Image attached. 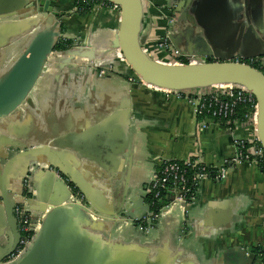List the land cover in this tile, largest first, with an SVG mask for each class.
I'll return each mask as SVG.
<instances>
[{
	"label": "crops",
	"instance_id": "1",
	"mask_svg": "<svg viewBox=\"0 0 264 264\" xmlns=\"http://www.w3.org/2000/svg\"><path fill=\"white\" fill-rule=\"evenodd\" d=\"M34 1L0 0V75L25 46L28 34L17 25L42 14ZM142 3L145 45L168 27L180 55L264 54V0ZM49 7L71 45L48 58L27 101L0 122V258L13 242L4 200L13 210L26 181L38 220L63 209L68 223L94 244L70 235L85 264L89 257L95 264H259L252 249L264 250V172L256 164H227L226 180L202 182L193 205L174 206L148 235L138 222L149 214L145 197L163 163L195 159L220 167L233 159L235 140L251 139L250 124L203 121L190 104L133 79L111 48L117 11L76 13L75 0H49ZM165 18L173 23L168 26ZM105 65L114 72L99 77ZM48 166L72 176L102 224L64 207L65 191Z\"/></svg>",
	"mask_w": 264,
	"mask_h": 264
},
{
	"label": "water",
	"instance_id": "2",
	"mask_svg": "<svg viewBox=\"0 0 264 264\" xmlns=\"http://www.w3.org/2000/svg\"><path fill=\"white\" fill-rule=\"evenodd\" d=\"M102 1L119 9V28L113 38L111 48L120 53L133 79L144 86L166 92H190L217 86L244 88L256 102V134L259 145L264 151V75L251 65L236 62L237 58L245 60L264 58V54L250 58L236 55L231 59H221L217 56L214 57L213 54H206L205 62L201 61L193 65L160 64L149 58L142 49L145 45V39L140 36L143 17L142 0ZM172 1L183 2L186 6L193 2V0ZM34 6L35 9L37 7L41 9L42 14L30 21L24 19L23 23L17 25V31L28 34V37L24 39L25 46L18 57L0 75V122L8 118L27 101L29 93L49 62L48 58L51 55H56L57 43L61 39L64 40L60 32V20L55 19L53 10L49 7V0H35ZM169 40L175 47L172 33L169 35ZM183 56L197 57L192 54ZM210 58H215V61L211 62ZM109 67L105 65L101 69ZM101 152L98 151V153ZM45 169L51 171V176L65 191V208L82 212L93 222L102 224L101 220L87 209L88 196L72 176L51 166ZM29 190L31 198L27 200L26 205L32 223L36 224L37 231L25 250L18 257L12 258L19 245L18 235L14 233L11 247L0 258V264H85L84 260L80 259L72 250L74 242L77 241H74L73 236L70 238V235L80 234L89 245L91 241L84 236L76 223L75 225L68 223L61 215L65 211L63 209H53L43 221L38 220L39 209L35 205L36 197L30 187ZM78 195L81 196L82 202L77 200ZM20 198L15 206L25 203L24 197ZM4 206L5 219L12 228L15 225L13 210L8 207L6 200H4ZM163 215L165 214L161 216ZM60 235H64V238H60ZM91 240L96 242L95 239ZM100 244L102 246V243ZM90 246H94V244ZM92 260V257H89L88 264H95Z\"/></svg>",
	"mask_w": 264,
	"mask_h": 264
},
{
	"label": "built area",
	"instance_id": "3",
	"mask_svg": "<svg viewBox=\"0 0 264 264\" xmlns=\"http://www.w3.org/2000/svg\"><path fill=\"white\" fill-rule=\"evenodd\" d=\"M106 7H110L117 12L119 11L118 7L113 5L96 6V9ZM165 21L168 26L173 23V19L171 18H165ZM170 34V28L167 27L161 38L142 48L143 52L152 60L165 65H193L201 61H206L202 58L178 54L173 49L174 47L169 40ZM236 62L251 65L264 75V58L250 59L246 62H243L241 59H236ZM112 70V67L100 69L97 71V74L99 77H104L111 73ZM146 87L185 101L193 107L194 114L203 121L209 120L217 123H230L231 118L236 114L237 106L246 105L252 112L246 116L245 120L253 129L251 139H237L233 142L235 147L233 159L220 167H208L195 159L184 162H165L159 167L158 171L152 176L148 194H152L156 201H160L161 195L165 193L168 201L155 213L150 210L152 203L150 205L147 204L149 214L141 217L138 222L142 231L148 235L162 214L168 213L177 205L184 208L193 205L197 200L198 188L202 182L206 180L216 182L226 180L227 164L240 166L243 163H253L259 167V163L264 161V151L259 145L256 134V102L254 97L244 88L217 86L190 92H166L150 86ZM29 191L28 194H30ZM27 200L29 198L24 197L25 203L22 205L18 204L15 209L16 215L21 218L22 238L12 258L18 257L25 250L37 231L36 224L31 222L32 218L26 205ZM77 200L82 202L81 196L78 195ZM258 263L262 264L260 257L258 258Z\"/></svg>",
	"mask_w": 264,
	"mask_h": 264
},
{
	"label": "trees",
	"instance_id": "4",
	"mask_svg": "<svg viewBox=\"0 0 264 264\" xmlns=\"http://www.w3.org/2000/svg\"><path fill=\"white\" fill-rule=\"evenodd\" d=\"M101 5H110L105 1L102 0H75V12L84 14V13H91L93 10H95L96 6H101ZM71 42L65 41V40H60L56 47L55 51H63L67 48H70ZM252 112V110L249 109L248 106L246 105H238L236 108V114L231 118L232 120L230 121V125L233 122H245V118L247 115H249ZM259 169L264 172V161L259 163ZM212 171V170H211ZM168 201L166 194L163 193L161 195V200L156 201L153 198L152 194H148L145 197V202L146 204L150 205L152 203V206H150L151 212H157L159 208H161L164 204H166ZM252 253L255 254V256H258L262 260V264H264V250L262 248H254L252 249Z\"/></svg>",
	"mask_w": 264,
	"mask_h": 264
},
{
	"label": "flooded vegetation",
	"instance_id": "5",
	"mask_svg": "<svg viewBox=\"0 0 264 264\" xmlns=\"http://www.w3.org/2000/svg\"><path fill=\"white\" fill-rule=\"evenodd\" d=\"M24 185H25V188H24L25 192L23 193V196L26 198H30L31 195L28 194L29 188H28L26 181H25ZM16 207H17V205L13 209V215L15 217V225H14V227L11 228V232H12V236L14 235V233H17V235H18L17 239L20 241V239L22 238V225H21V218H19V216L16 215V212H15ZM31 222H32V220H31ZM13 238H14V236H13Z\"/></svg>",
	"mask_w": 264,
	"mask_h": 264
},
{
	"label": "rangeland",
	"instance_id": "6",
	"mask_svg": "<svg viewBox=\"0 0 264 264\" xmlns=\"http://www.w3.org/2000/svg\"><path fill=\"white\" fill-rule=\"evenodd\" d=\"M191 206V205H190ZM189 207V206H188Z\"/></svg>",
	"mask_w": 264,
	"mask_h": 264
}]
</instances>
